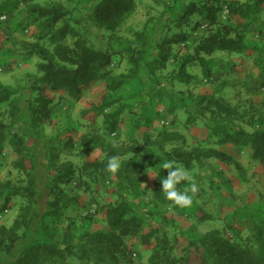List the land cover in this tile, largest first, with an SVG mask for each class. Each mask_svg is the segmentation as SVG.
Returning <instances> with one entry per match:
<instances>
[{"label": "trees", "instance_id": "16d2710c", "mask_svg": "<svg viewBox=\"0 0 264 264\" xmlns=\"http://www.w3.org/2000/svg\"><path fill=\"white\" fill-rule=\"evenodd\" d=\"M263 5L264 0H190L171 20L175 33L170 34V27L164 25L165 34L155 44L145 31L146 24L130 38L119 35L136 10L135 0H97L81 18L61 4L27 5L23 26L37 25L40 39L47 45L38 41L27 45V55L35 56L38 62L36 74L26 75L25 87L0 82V159L11 151L15 156L12 168L20 176L15 180H0V216L11 210L12 202L19 204L11 224H0V264L7 259V264H70V258L90 264H133L132 251L137 245L151 246L148 264H188L191 259L200 264H264V226H255L249 237H242L231 224L226 226L229 235L211 231L199 238L189 237L181 249L182 254L175 257L172 253L178 239L170 232L173 221L163 209L171 202L164 198L159 178L155 177L149 195L153 211L138 207L137 202L127 197L136 196L139 183L134 171L139 159L152 166L159 177H166L167 170L161 168V163L169 160L188 171L209 161L240 170L231 155L214 147L187 148L185 136L172 128H161L153 138L145 136L140 141L133 136L128 147H117L106 137L114 136L123 122L121 116L131 108L121 103L119 97L112 98V94L137 79L145 68L149 80L155 79L157 85L166 81L170 87L156 89V95L169 99L183 110L185 130L202 120L209 130L207 140L215 138L218 147L248 148L251 158L264 171V100L255 105L250 102L230 104L220 95L228 86L227 81H222L212 94L171 91L173 84L188 88L198 82L188 72L191 66L199 67L209 81L212 72L205 58L214 54L252 59L257 71L255 81L264 89V42L249 39L252 35L264 34V23L260 19ZM163 6L168 9L165 3ZM16 8L17 3L13 5V9ZM2 9H6V5ZM1 15L6 12L0 10ZM222 17L225 20H221ZM87 26L108 33L104 48L89 40L85 33ZM181 45L187 47L188 53L182 54ZM152 50L154 53L147 61L146 56ZM114 59L125 60L129 71L114 74L110 69ZM169 64L173 65L170 73L156 78L155 74ZM98 82L105 83L107 94L81 115L93 113L95 119L101 117L102 124L98 125L94 119L88 126L93 132L81 137L79 143L84 151L99 150L100 158L76 164L61 161L59 147L50 146L51 150L45 142L40 143V147L27 144L29 134L36 137V143L40 142L41 130L50 124L59 104H77L89 87ZM25 92L28 94L24 95ZM51 93L57 95L55 103ZM22 97H25L24 105L20 103ZM25 118L30 131L17 130ZM139 119L133 121L135 126ZM170 122L175 125L173 119ZM72 142L67 138L60 146L73 149ZM112 156L120 157V168L116 172L107 169ZM39 160L43 161L41 166ZM40 172L45 177L41 178ZM75 183L81 193L110 185L114 201L99 204L93 213L104 222V230H89L86 220L89 222L91 217L77 222V216L67 213L83 205L80 192L68 189ZM180 187L186 188L187 182ZM41 190L45 197L42 209L38 199ZM173 208L179 215L183 214L182 209ZM37 224L40 233L29 241L28 236Z\"/></svg>", "mask_w": 264, "mask_h": 264}, {"label": "rangeland", "instance_id": "374dc122", "mask_svg": "<svg viewBox=\"0 0 264 264\" xmlns=\"http://www.w3.org/2000/svg\"><path fill=\"white\" fill-rule=\"evenodd\" d=\"M95 1L97 0H0V10L3 13L6 12V19L0 21V82L6 86L25 87L26 75L36 74V63L38 62L35 56L27 55V45L36 41L43 46L47 45L44 39H40V34H38L40 28L37 25L23 26V13L27 5L50 6L61 4L68 10H73L75 17L81 18L85 17L88 8ZM135 1L136 10L121 28L119 35L130 38L134 31L142 30L146 24L145 31H147L151 43L155 44L165 34V31H162L164 25L170 27L168 29L170 34L175 33L176 30H174L171 20L175 19L182 6L190 0H161L160 3H155L154 0ZM16 3L17 8L13 9V5ZM163 3L166 4L168 9L163 6ZM5 5L6 9H2ZM9 9L12 10L9 11ZM260 19L264 23V5L260 13ZM221 20H225V18L222 17ZM85 33L97 47L104 48L106 37L108 36L107 32L87 26ZM249 39L252 42H264V34L260 36L257 34L252 35ZM180 47L182 54L188 53L187 47L183 45ZM153 53L154 50L148 53L146 56L147 61L150 60ZM205 59L210 63L212 72L209 81L204 78L199 67L191 66L188 72L198 82L188 88L173 84L171 91L184 94L190 91L194 95L212 94L222 81H227L228 86L220 95L230 104L250 102L255 105L264 100V89L255 81L257 71L252 59L245 56H229L225 54H214ZM172 67L173 65L169 64L165 70L157 72L155 77L167 76ZM110 69L117 75L127 73L130 66L125 60L118 61V59H114ZM148 77L145 68H143L137 79L130 81L125 86H122L119 91L112 94V98L119 97L121 103L131 108L130 111H125L121 116L123 122L114 136H106L108 141L117 147H128L132 144L130 141L133 136L140 141L145 136L153 138L161 128L168 130L172 128L185 136L187 148L194 146L218 148L231 155L241 167L240 170H237L231 165L209 161L207 165L195 167L188 171L198 187V191L195 194L189 193L192 195L191 205L177 208L183 210L182 215H179L174 208L169 210L170 204L163 208L165 215L173 221L170 232L175 234L178 239L172 255L179 257L182 254L181 249L185 247L186 239L189 237L199 238L211 231H219L229 235L226 226L230 224L240 231L242 237L251 236L252 229L255 226H264L263 169L251 158V152L248 148L233 147L232 145L218 147L215 138L208 137L209 139L207 140L209 130L202 120L199 119L189 130H185L186 115L183 110L177 104L175 106L172 102H169V99L156 95V89L158 88L170 89L166 81H161V84L157 85L154 83L155 79L152 82ZM89 88L77 104H59L52 113L50 124L43 126L39 137L40 142L36 143V137L33 134H29L26 136L27 144L33 147H40V143L45 142L49 147H59L60 160H70L76 164L84 160L100 158L101 152L99 150L94 152L84 151L79 143L81 137L91 135L93 128L88 126L95 119L93 113L82 116V111L89 109L92 105L99 104L101 99L107 94L105 83L103 82H98ZM26 94L28 92L24 93V95ZM50 97L53 98L54 103L57 101L56 94L51 93ZM24 99L25 97L21 98V105H24ZM138 117L140 118L139 124L135 126L133 121ZM96 119L98 125L101 126V117ZM171 119L175 121V125L171 124ZM242 126L248 131L252 130V128L245 125ZM24 129L30 131L26 118L22 126L18 127L17 130L21 131ZM67 138L73 140V149H65L60 146V142ZM54 152L57 151L54 150ZM14 160L15 156L11 151L5 152L2 156L0 159V180L20 178L12 168ZM38 163L41 166L43 161L39 160ZM138 164L139 166L134 171L139 183L135 192L136 196L131 194L127 197L131 202H137L138 207L153 211L154 209L150 202L151 196L149 195H151L153 190V181L156 177L153 175L156 174V171L152 166L142 162L141 159L138 160ZM37 173H39V170ZM40 173L41 178L45 177L43 172ZM186 182L188 187L190 182ZM106 186L98 190L81 193L80 186L77 183L72 184L68 189H74L77 193L80 192L83 205L67 213L71 216H77V222L81 221L80 218L91 217L89 222L86 220L89 230H104V222L98 216H94L93 213L99 204H106L115 199L111 193L110 185ZM44 198V192L41 190V196L38 198L40 209L43 207ZM18 206L17 202H12L11 210L0 216V224L9 226L17 215ZM206 215L211 218L205 220L200 218ZM39 233V225L37 224L28 236V240H32ZM22 245H24V242H22ZM150 248L151 246L141 247L137 245L132 251L134 253L133 264H148ZM68 261L70 264H90L77 258H70ZM7 263H9L8 259L2 264ZM188 264L200 263L196 259H191Z\"/></svg>", "mask_w": 264, "mask_h": 264}, {"label": "clouds", "instance_id": "9594fccd", "mask_svg": "<svg viewBox=\"0 0 264 264\" xmlns=\"http://www.w3.org/2000/svg\"><path fill=\"white\" fill-rule=\"evenodd\" d=\"M120 168V157L112 156L108 160L107 169L116 172ZM161 168L167 170L166 177H159V173L153 175L159 178L164 198L170 201L169 210L173 207H185L192 203V195L198 191L197 184L190 176L188 170L175 161H163ZM190 182L187 188H181L183 182Z\"/></svg>", "mask_w": 264, "mask_h": 264}, {"label": "built area", "instance_id": "2783aa9c", "mask_svg": "<svg viewBox=\"0 0 264 264\" xmlns=\"http://www.w3.org/2000/svg\"><path fill=\"white\" fill-rule=\"evenodd\" d=\"M4 19H6V15H1V16H0V21H1V20L3 21Z\"/></svg>", "mask_w": 264, "mask_h": 264}]
</instances>
